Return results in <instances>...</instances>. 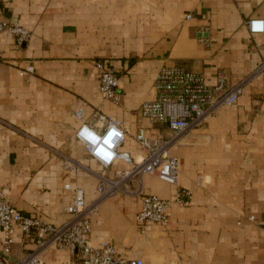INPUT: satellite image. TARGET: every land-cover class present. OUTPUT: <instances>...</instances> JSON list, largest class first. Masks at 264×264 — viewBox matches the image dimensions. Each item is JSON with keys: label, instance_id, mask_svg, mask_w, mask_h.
<instances>
[{"label": "crops", "instance_id": "crops-1", "mask_svg": "<svg viewBox=\"0 0 264 264\" xmlns=\"http://www.w3.org/2000/svg\"><path fill=\"white\" fill-rule=\"evenodd\" d=\"M0 19L30 33L24 45L0 34V191L24 216L53 225L69 219L74 186L92 201L95 174L112 178L126 169L115 163L103 171L88 156L75 138L82 123L102 131V114L128 135L143 129L149 139L169 138L172 131L140 112L155 98L160 68L198 73L212 87L222 77L227 89L255 70L264 45V33L245 26L264 22V0H0ZM97 62L118 75V105L98 95ZM120 150L135 162L145 156L130 136ZM168 154L179 161L178 185L191 192L190 203L171 206L166 228L146 223L141 233L140 200L116 194L92 218V246L113 244L117 258L144 264H264V75L249 79L235 105L183 135ZM61 156L84 168L68 171ZM141 184L164 199L176 190L149 174ZM1 242L0 230V255ZM34 249L16 231L10 259ZM41 259L81 264L55 247Z\"/></svg>", "mask_w": 264, "mask_h": 264}, {"label": "built area", "instance_id": "built-area-1", "mask_svg": "<svg viewBox=\"0 0 264 264\" xmlns=\"http://www.w3.org/2000/svg\"><path fill=\"white\" fill-rule=\"evenodd\" d=\"M190 16H187L189 18ZM245 26L251 35L264 33V22L248 19ZM13 36L18 45L30 39V33L19 24H10L0 19V34ZM99 72L98 95L100 99L113 105L120 103L117 73L95 63ZM27 71L31 72L32 67ZM264 75V45L262 56L255 70L238 84L223 89V78L219 77L215 87L205 83L202 75L177 66L160 68L153 83L155 98L140 105L141 115L151 124L167 127L173 135L164 138L157 135L149 139L143 129L135 135H128L123 124L113 117L98 115L97 121L104 123L102 131L94 125L82 123L75 132V138L85 148L88 156L105 171L115 163L126 165L124 170H116L112 178L95 174L97 178L96 198L86 201L83 190L73 187V200L67 207L69 219L61 225H53L36 217L24 216L18 212L0 191V230L2 231L0 264H42L41 254L48 247L68 251L81 264H144L140 259H119L113 244L104 243L99 247L91 244L92 218L97 214L102 201L123 193L140 200V208L135 215L136 224L144 233L146 223H154L163 228L169 224L168 211L172 205L186 206L190 203L191 192L178 185L179 161L169 156V148L186 133L198 128L220 108L235 105L243 87L254 76ZM80 114L77 113V116ZM130 136L132 141L145 151L144 158L135 162L130 154L120 150ZM62 157L63 166L71 172L84 167L76 160ZM86 170V169H85ZM149 174L175 187L170 198H160L145 194L141 177ZM136 182L137 188L129 190L127 185ZM252 219V217H250ZM19 231L25 240L31 241L35 249L21 260H11L14 236Z\"/></svg>", "mask_w": 264, "mask_h": 264}]
</instances>
